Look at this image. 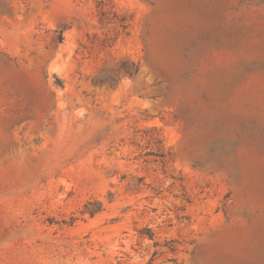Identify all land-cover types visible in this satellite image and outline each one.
Here are the masks:
<instances>
[{
	"label": "rangeland",
	"instance_id": "obj_1",
	"mask_svg": "<svg viewBox=\"0 0 264 264\" xmlns=\"http://www.w3.org/2000/svg\"><path fill=\"white\" fill-rule=\"evenodd\" d=\"M0 264H264V0H0Z\"/></svg>",
	"mask_w": 264,
	"mask_h": 264
},
{
	"label": "trees",
	"instance_id": "obj_2",
	"mask_svg": "<svg viewBox=\"0 0 264 264\" xmlns=\"http://www.w3.org/2000/svg\"><path fill=\"white\" fill-rule=\"evenodd\" d=\"M91 204H93V203L92 202H89V203H87L85 205L84 211H83L84 213H89L90 215H94L97 212H99V211L102 210V207H103L102 202L97 201L94 208H90Z\"/></svg>",
	"mask_w": 264,
	"mask_h": 264
},
{
	"label": "water",
	"instance_id": "obj_3",
	"mask_svg": "<svg viewBox=\"0 0 264 264\" xmlns=\"http://www.w3.org/2000/svg\"><path fill=\"white\" fill-rule=\"evenodd\" d=\"M58 68H60V67L58 66Z\"/></svg>",
	"mask_w": 264,
	"mask_h": 264
},
{
	"label": "bare ground",
	"instance_id": "obj_4",
	"mask_svg": "<svg viewBox=\"0 0 264 264\" xmlns=\"http://www.w3.org/2000/svg\"><path fill=\"white\" fill-rule=\"evenodd\" d=\"M58 69V68H57ZM61 69V68H60Z\"/></svg>",
	"mask_w": 264,
	"mask_h": 264
}]
</instances>
